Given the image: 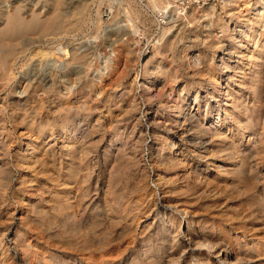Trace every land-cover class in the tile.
<instances>
[{"label": "rangeland", "instance_id": "374dc122", "mask_svg": "<svg viewBox=\"0 0 264 264\" xmlns=\"http://www.w3.org/2000/svg\"><path fill=\"white\" fill-rule=\"evenodd\" d=\"M200 1L194 6L215 7L213 17L184 24L163 19L146 0H0L1 28L5 11L19 9L24 18L41 22L61 17V26L53 32L37 28L17 33L19 46L2 51L1 58L8 52L16 57L12 79L3 75L0 65V264H167L171 258L163 237L165 205L150 207L146 202L158 189H167L168 198L184 203L207 237L228 242L242 263L264 264V23H252L262 37L249 65L241 56L247 42L231 32L238 23L227 14L223 0ZM257 1L244 0L248 16ZM84 4L86 11L81 12ZM128 4L145 11L135 17L136 32L129 27L133 22L126 13ZM104 5L116 7L112 19ZM228 22L234 51L241 53L230 59L237 68L224 77L230 78L224 81L217 111L212 94L209 107L203 96L207 89L217 90L213 80L223 74L218 67L222 51L212 45ZM165 27L171 30L167 39ZM171 44V51H158ZM110 54L111 69L99 84L96 69ZM184 57L190 66L182 63ZM197 57L205 69L193 72ZM238 62L240 68L246 65V74ZM156 63L161 65V86L175 88L171 103L162 98L145 104L139 92L146 66ZM210 65L213 72L204 75ZM50 74L66 80L57 92H70L68 104L62 105L51 92ZM87 77L99 84L94 97L85 86ZM203 80L207 85H201ZM134 104L138 108L126 107ZM66 106L73 107L69 111ZM193 107L196 115L190 119ZM177 110L187 114V128H198L204 116L209 125L220 118L225 140H212L209 155L198 151V142L182 141L189 156L182 160L162 134V153L172 152L182 162L153 166L147 147L155 140L147 131L148 120L158 115L174 122ZM62 131L70 133L69 149H62ZM141 131L139 150L145 152L132 166V144ZM53 139L58 141L54 147ZM158 172L165 177L163 185Z\"/></svg>", "mask_w": 264, "mask_h": 264}, {"label": "bare ground", "instance_id": "6f19581e", "mask_svg": "<svg viewBox=\"0 0 264 264\" xmlns=\"http://www.w3.org/2000/svg\"><path fill=\"white\" fill-rule=\"evenodd\" d=\"M146 1H147L148 5L150 6V8L153 9V11L156 10L158 13L161 14L163 19L167 16V18H172V19H174V21L183 22L184 24H186V23L190 24L191 22H197V21L202 20V18H206L208 16H210L212 18L213 17L212 14L215 13L214 11H216L214 6H211V8L209 10H205L204 8H199V7L193 5L194 7L192 6L189 10L186 11V13H184L182 15V14H178L177 10L171 9V4H169L165 0H146ZM223 4H224V7L228 8V11H230V13H227V14H229L230 17L234 18L238 23V25L231 32H235V34L237 36L236 38H240L243 41L245 40L247 42L246 43V50H245V52L242 51L244 53H242L243 55H241V56H245V58L248 59V64H249L250 61L252 60V58L254 57V53L256 52L255 50H256V47L258 46V43H259L258 38L262 37V33H260L258 29L254 28L252 23L253 22L264 23V0L257 1L256 8L254 9V14H249V16L246 13V11H249V8H248L249 5H246L244 0H242V1L241 0H223ZM245 5L248 7H245ZM86 6H87V4L83 5L81 12L86 11ZM138 6L128 4V6L126 7V11H127L126 13L129 15V19L132 20V22H133L131 25H129V27H131L134 32H136L135 30L137 28V23L135 22V19L136 18L138 19V17H140V16L143 17V13L145 12ZM146 14H147V12H146ZM4 17H5L4 27L1 28V26H0V65L2 64L1 67L3 68V72H2L3 75L5 77L11 78L10 76H13V73H12L13 67H14L13 60H15L16 56H15V53H13V52L9 53L8 52L6 54H3V58H1L2 57V51L5 50V52H6L7 51L6 47H11V48L13 47L16 49V47L19 46V44H16L17 40L14 39V37L17 35V33L31 32L37 28H40L42 33H44V34L49 33L51 31L53 32L61 24V17L59 15L55 16V18L53 20H50L49 22L48 21L47 22H41V21H39L38 18H35V17H32L30 20H28L27 18H24V16L22 15V13L19 9H17L14 13H11L10 11H5ZM44 20H46V19H44ZM237 27L239 28V30H236ZM230 28H231V25L228 22L227 25H225L224 29H222V31H220V33L222 35H220V36L218 34L214 35V38H216V42L213 43L212 47L214 48V46H215V48L217 50L222 51L223 55H222V57H220L218 67L221 71H223V74L219 77V79L213 80L214 83L217 85V88H216L217 90L210 93V92H208L209 90L207 89V91H205L206 94L203 96V99L205 100L206 106L209 107V105H210V97L209 96L212 94L211 99L216 104L215 110H217V111H219L218 107H220L219 106V101H220L219 98L221 97V94L223 93L222 87L224 85V81H226L228 78H230V77H227V79L224 80V77L227 76L226 73L230 69L237 68L236 66H233L230 59L233 58V55H237V53H239V55H240V53H241V51L240 52L234 51V49L237 46L232 42V40H230V39H232V37L234 35V34L229 33ZM162 29H163V27H162ZM169 33H171V30H169L168 28L165 27L163 30L164 39H167V35ZM225 39H229V40H225ZM168 40L171 41V38H168ZM240 44H241V47H243L242 42L238 41L239 46H240ZM172 45L173 44H171V46H167L166 49H163L164 47L161 48V46H160V48L158 47V51L160 50V52H161V50H163L166 52L170 48L172 50L174 47V45L173 46ZM253 46H255V49H252ZM171 50H169V51H171ZM66 51L67 50L64 49L63 52H65V54L68 57L69 52L67 53ZM112 58H113V55L110 54L109 56H105V57L100 59V67L96 69L95 76H94V78H98V80L100 81L99 84L102 83V78L111 69L110 67L112 64ZM181 58H182V56H181ZM185 59H186L185 57L182 59L183 60L182 63H184V65L188 64V66H190V63H188L189 61L187 62V60H185ZM77 60H78V57L75 56L73 59V62L77 61ZM193 61H195V62L193 63L194 65H193V68H191V71H193V72L199 71L200 72L201 69H205V66H202V62H201L199 57H197V59H195ZM210 66H207V68L205 70L206 74H204V75H208L210 72L211 73L213 72V68H212V66L211 67ZM245 66L246 65L241 66V68H240V64L238 62V67H239V69H241L242 74H246V69H244ZM160 72H161V65L158 63H156V65L154 67L149 68L148 66H146V70L144 72V75L142 76V78L140 79V82H139V87H140L139 92L142 93L141 96H142L145 104H147L148 101L161 100L162 98H167L168 103H171L174 101L173 96L175 95L174 94L175 88L170 87L171 85H169V84L168 85L165 84V85L161 86V84H160L161 82L158 81V80H160L159 79L160 78V76H159ZM200 75H202V73H200ZM202 77L205 78L208 76H205V77L201 76V78ZM94 78L87 77V79H86L87 81L85 82L86 88H88L91 92V97H94L93 96L94 88L99 86V84L94 81L95 80ZM48 82H49V87L51 88V92L54 91L53 94L58 95L60 97V99L58 97V99H59L58 101L62 102L61 103L62 105L68 104L69 100H70V96H71L70 92H68L66 89H65L66 93H64L63 91L57 92L58 89H60V84L65 83L66 80L64 79L62 81L57 76H55L54 74H50ZM207 82L208 81L203 80V81H201V85L202 86L207 85ZM211 82H212V79L208 83L211 85ZM136 84L134 82V84L130 87L131 91L132 90L134 91ZM251 87L255 88L253 85H251ZM167 88H168V90H167ZM98 89H101V87H98ZM183 91H184V89L182 90V92ZM101 93H103V92L101 91L100 94ZM138 93H136V95H138ZM141 96H139V97H141ZM71 97H73V96H71ZM120 98L123 99V95H121ZM198 98H199V96L196 95L194 103H197ZM4 99H5V101H7L8 100L7 96ZM20 101L21 100H18L17 102H20ZM139 104H140V102H139ZM66 107H67L66 109H68L69 107H73V106H66ZM126 107L131 108V107H137V106H136V104H134L133 106L127 105ZM208 107H207V109H208ZM40 109H41V107H40ZM193 109H194V107L190 109V116H189L190 119L194 118V116L196 115V114L192 115L196 111V110L193 111ZM68 110L70 111V109H68ZM206 110H205V113L207 112ZM124 111L129 112L128 108H126V110H124ZM177 113L178 114L175 116L174 122H169L168 120L162 121L161 118L158 117V115H155L154 117H150L148 120L149 125L147 127V131H148V133L151 132L153 134V138L155 140V143L152 144V146L147 147L148 148L147 151L149 152L147 154L148 159L151 162H153V166L165 165L166 163H170L173 166L174 165L178 166L181 164L182 160H184V159L189 160L188 152L185 149L184 145L182 144V141H189V142L193 143L194 145L196 142H198V144H199L198 151L201 152V150H204L209 155L208 144L211 145L212 140H214L216 138H218L220 140V142H224V140H225V137H223L224 136L223 132L221 131L222 126H223V124H225V122H223L220 118H218V120L216 122H213L210 125L205 123L206 125H209V126H205L204 122H207V118L204 116V118H203L204 122L202 124L200 123L201 125H198V128H193V127L187 128V126L185 124L188 121L187 114H185L184 111H182V110H179ZM140 116H143V115H140ZM98 119H97V121H99ZM182 119H183V121H181ZM200 121H201V119H200ZM137 122L138 123L140 122V118H139V120H137ZM95 123H96V121H95ZM114 123L116 124V122H114ZM118 124H119V122H118ZM123 124H124V122H123ZM249 124H250V122L245 126V128H248ZM42 128H43V126H42V124H40L38 126V129H42ZM67 132L68 131H66V132L62 131L61 136H60V138H61L60 142L62 144V149H67V148L69 149V143H70L71 137H70V133L68 134ZM141 133H143V132L142 131L139 132V136L135 135L134 142L132 144L133 148H132V152L130 154V159H129V164H131L132 166L138 165V157H139V155L141 156L140 153L145 152V150H143V151L139 150L140 149L139 148V139L142 138ZM95 134H96V132H95ZM162 134H165L166 140L170 141L169 147L172 150H175V152H177V154H179V156H181L183 158L182 160H180V159L177 160L176 157L171 156L172 152H171V154L162 153V150L160 149V146H159L160 144L158 143V138ZM227 138H229V137L226 136V139ZM179 139H180V141H179ZM52 141L54 143L52 145V147L56 146L58 143L57 139H53ZM124 148H123V150H124ZM144 155H146V153ZM45 156H48V155H45ZM43 157L44 156H42L41 158H43ZM212 162H214L213 164L215 166L217 165V163L215 161H212ZM34 164H35V160H34ZM21 165H23V164H21ZM30 165L29 166L27 165V166L32 167ZM35 165H37V164H35ZM217 168H222V167L218 166ZM161 173L162 172H158L157 176L160 178L159 179L160 185H163L162 183L165 181V177ZM167 193H168L167 189L166 190L163 189L162 191H160V189H158V191H154L153 194H150L147 197V201H146L148 206H150V207H152V206L157 207L160 204L165 205L164 219H163V223H162L163 224V235H164L163 237H166V241L169 244V251H170L169 255L171 258L169 263H167V264H182V262H184V264H244L241 262V259L239 258L238 254L235 252L233 247L228 242H226V241L216 242V241H213L212 239H210L209 237H207L204 229L202 228L201 223L197 222L196 218L194 216H189L190 214H189V210L187 209V206H185V204L181 203L179 200H176V199L172 200V199L168 198ZM216 259H218V262H216Z\"/></svg>", "mask_w": 264, "mask_h": 264}, {"label": "built area", "instance_id": "2783aa9c", "mask_svg": "<svg viewBox=\"0 0 264 264\" xmlns=\"http://www.w3.org/2000/svg\"><path fill=\"white\" fill-rule=\"evenodd\" d=\"M171 4V9L177 10L178 14H184L189 10L194 4L200 3V0H165ZM103 9L107 12L106 16L108 19H112L115 9V6L104 5ZM168 21V20H167Z\"/></svg>", "mask_w": 264, "mask_h": 264}]
</instances>
